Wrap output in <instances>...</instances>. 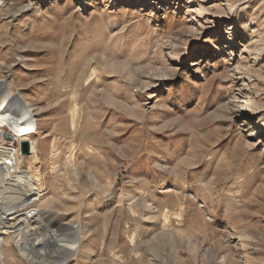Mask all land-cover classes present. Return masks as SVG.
Listing matches in <instances>:
<instances>
[{
	"label": "rangeland",
	"instance_id": "1",
	"mask_svg": "<svg viewBox=\"0 0 264 264\" xmlns=\"http://www.w3.org/2000/svg\"><path fill=\"white\" fill-rule=\"evenodd\" d=\"M166 1L0 0V80L38 119L27 210L78 223L66 264H264V0Z\"/></svg>",
	"mask_w": 264,
	"mask_h": 264
},
{
	"label": "bare ground",
	"instance_id": "2",
	"mask_svg": "<svg viewBox=\"0 0 264 264\" xmlns=\"http://www.w3.org/2000/svg\"><path fill=\"white\" fill-rule=\"evenodd\" d=\"M162 1L167 2L166 0ZM200 10L201 14L208 12L205 6ZM238 10L239 5L234 4L231 9L233 17L237 16ZM21 99L25 100L26 98L19 89L12 88L8 78L0 80V133L3 130L1 128L7 127L10 129L8 132L16 135V141L12 147L0 145V225H5L0 228V244L2 243V248L3 244H6V249H9L11 246L8 245L11 242L12 247L28 264H46V259L49 260L52 257L48 255L49 251L46 248L53 243L63 250V259L60 262L66 264L71 255H74L81 247L82 230L78 223H65L67 221L63 222L58 216L52 217L45 209L30 208L27 210L37 199L42 197V187L39 172L34 173L31 169H22L19 166V158L23 156L19 151L21 141H30L31 153L36 152L37 145L33 136L37 133L38 125L35 109L29 101H26L27 99L24 103ZM248 108L263 110L264 103L259 101L256 103L255 109L252 106H248ZM258 117L261 119L260 126L264 128V111L260 112ZM5 133H3L4 138ZM2 140L0 135V142ZM9 180L18 183L20 192L17 195L10 193L5 196L7 193L5 194L1 190L5 188L6 182ZM95 184L97 185V182ZM13 220L17 221L10 223ZM42 225H45L47 230L41 228ZM63 229L74 231L73 238H64L65 232H63L64 234L61 232ZM15 235L17 236L15 237ZM1 254L0 262L3 264L5 260Z\"/></svg>",
	"mask_w": 264,
	"mask_h": 264
},
{
	"label": "water",
	"instance_id": "3",
	"mask_svg": "<svg viewBox=\"0 0 264 264\" xmlns=\"http://www.w3.org/2000/svg\"><path fill=\"white\" fill-rule=\"evenodd\" d=\"M4 136L6 139L12 138V134L10 132H6ZM20 152L23 155H29L31 153L30 141H28V140L21 141Z\"/></svg>",
	"mask_w": 264,
	"mask_h": 264
},
{
	"label": "built area",
	"instance_id": "4",
	"mask_svg": "<svg viewBox=\"0 0 264 264\" xmlns=\"http://www.w3.org/2000/svg\"><path fill=\"white\" fill-rule=\"evenodd\" d=\"M6 128L7 127H4V130H2V132L0 133L1 138H3V140L0 142V145H2V146H9V144H10V146L12 147L14 145L15 141H16V135L13 134L12 135V138L10 140L5 139L3 137V133H5L6 131H10L9 128H7V129Z\"/></svg>",
	"mask_w": 264,
	"mask_h": 264
}]
</instances>
